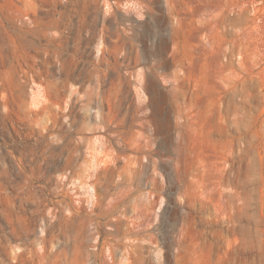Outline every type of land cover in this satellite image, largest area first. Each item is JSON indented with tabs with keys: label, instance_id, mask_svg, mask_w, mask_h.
I'll use <instances>...</instances> for the list:
<instances>
[{
	"label": "rangeland",
	"instance_id": "374dc122",
	"mask_svg": "<svg viewBox=\"0 0 264 264\" xmlns=\"http://www.w3.org/2000/svg\"><path fill=\"white\" fill-rule=\"evenodd\" d=\"M2 1L55 24L62 111L0 56V264H264V0Z\"/></svg>",
	"mask_w": 264,
	"mask_h": 264
},
{
	"label": "bare ground",
	"instance_id": "6f19581e",
	"mask_svg": "<svg viewBox=\"0 0 264 264\" xmlns=\"http://www.w3.org/2000/svg\"><path fill=\"white\" fill-rule=\"evenodd\" d=\"M36 10L37 7L32 4L17 5L7 1L0 2V14L3 19V22L0 23V31H2V35H0V56L10 65L7 73L8 78L21 87L26 86V88L29 86L30 81L33 82L34 78L40 77V73L35 70V67L39 63L38 58L42 56V63L46 69L45 86L37 92L38 97H36L33 108L28 107V109L34 116V123L36 126H40L41 134L44 135L54 130L62 109L60 102L51 97L52 84L50 81L51 75H49L51 70L49 66L50 51L55 37L52 34V28L55 24L47 20L45 15L41 18L37 15L31 16L30 11ZM9 46L12 47V51L8 50ZM11 53H13V57ZM14 60L26 65L29 72H23L22 75H19L16 67L13 66ZM30 72L32 75H30ZM100 125L101 129H107L104 121H100ZM50 144L48 142L44 146L45 153ZM42 159L44 160L45 157L43 156ZM92 166L94 168L95 164ZM57 175L61 180L66 179L63 173ZM93 193L94 191L90 188L91 199L94 197Z\"/></svg>",
	"mask_w": 264,
	"mask_h": 264
}]
</instances>
